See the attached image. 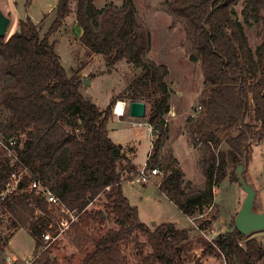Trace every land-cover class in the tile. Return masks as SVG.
I'll return each instance as SVG.
<instances>
[{
  "label": "trees",
  "instance_id": "16d2710c",
  "mask_svg": "<svg viewBox=\"0 0 264 264\" xmlns=\"http://www.w3.org/2000/svg\"><path fill=\"white\" fill-rule=\"evenodd\" d=\"M239 1H167L169 13L186 26L196 52L190 60L200 62L206 85L197 99L198 115L189 127L191 139L202 146L199 163L204 184L190 191L184 189L178 161L158 157L167 135L170 88L165 78L169 70L166 64L143 59L151 47V33L137 20L133 0L101 8L93 0H58L44 36L39 23L28 17L19 20L18 30L9 37H0V77L8 81L1 88L0 103L9 112L6 123H0V138L16 137L17 154L13 164L7 156L0 160V212L9 215L12 230L25 227L34 238L29 264H62L49 248L40 250L49 220L36 214V208L46 212L47 203L28 190L32 179H40L78 216L71 225L72 243L76 247L91 244L78 264H129L120 248L127 241H133L138 252L144 246L150 248L138 254V264H189L186 255L192 249L191 229L177 228L172 222L146 225L123 193L119 164L129 162L107 128L118 98L100 109L84 96L79 71L68 75L55 42L50 41V35L63 25L70 4H75V19L82 30L79 39L89 51L101 54L107 66L126 60L140 69L127 97L130 102L150 103L147 123L154 151L147 164L162 171L158 190L184 215L193 217L213 203V188L230 167L233 174L238 164L247 165L252 145L264 141V41L252 52L245 24L233 15ZM262 6L264 0H248L246 8L264 25V15L259 13ZM20 134L25 135L22 141ZM19 167H25L28 174L22 175L16 191L2 196L10 175ZM130 168L129 172L135 170ZM101 195L103 209L90 210L91 202ZM110 216L116 227L96 236L86 233V225L104 224ZM138 235L145 240L140 241ZM8 239L9 234H0V253ZM201 241L202 256H222L225 264H264L262 242L252 234H241L234 221L229 231L212 242Z\"/></svg>",
  "mask_w": 264,
  "mask_h": 264
},
{
  "label": "rangeland",
  "instance_id": "374dc122",
  "mask_svg": "<svg viewBox=\"0 0 264 264\" xmlns=\"http://www.w3.org/2000/svg\"><path fill=\"white\" fill-rule=\"evenodd\" d=\"M0 0V10L10 17V24L6 31V38L18 30L19 20L30 18L39 23L40 35L44 36L54 19V7L58 0ZM169 0H133L135 15L139 23L147 27L151 33L150 50L144 54L145 61L153 60L166 64L169 74L165 78L170 88V111L165 115L168 135L158 151L159 159L175 158L184 172V189L190 191L203 187L204 177L201 172L200 158L202 146L194 142L189 133V127L196 119L199 112L197 99L205 89L203 75L199 61H191L190 55L196 54L191 46V37L186 30L184 22L173 17L167 7ZM96 7L101 8L108 3L119 7L123 0H93ZM248 0H240L234 7V18L245 24L249 46L255 52L257 46L264 41V25L256 21L254 11L246 8ZM245 11V12H244ZM264 15V6L259 10ZM245 20L247 22L245 23ZM81 28L75 19V4H70V11L64 23L52 35L50 41L56 44V50L68 75L79 71L82 80L81 93L104 109L112 99L116 102L125 101L126 109L121 120L114 116L108 121V136L114 141L126 143L136 140L137 152L134 161L140 165L146 162L147 154L152 144V134L148 124L138 125L136 122H147L150 103L146 104L143 118L130 120L128 105L130 103L127 93L137 79L140 69L133 63L121 60L112 66H107L104 57L89 51L80 41ZM1 61V59H0ZM83 76L90 81L84 84ZM8 81L0 77L1 88ZM114 104V106H115ZM113 106V108H114ZM9 112L0 103V123L8 120ZM167 134V133H166ZM155 138V137H154ZM20 141L25 139L20 134ZM130 149L127 147L125 150ZM6 150L0 146V160L6 156ZM154 148L151 149V154ZM151 158V157H150ZM240 176L231 173L230 167L227 176L213 188L214 198L210 206H204L201 214L193 217L184 215L177 206L158 190L161 175L152 178L149 182L135 183L130 173V166L125 161L120 162L119 169L122 175V189L130 205L137 207L139 220L150 227L164 222H172L177 228H189L190 244L192 249L186 255L189 264H212L209 256H202L203 242L212 240L221 233L231 229L234 218L245 197L239 181L243 177L255 191L253 210L264 211V141L252 145L249 161L243 164ZM161 170V169H160ZM236 171V170H235ZM104 196L96 198L89 205L90 210H100L104 206ZM55 225V224H54ZM52 225V226H54ZM116 227L113 217H109L104 224L90 223L85 226V231L90 236H96L109 228ZM71 226L63 232L48 248L62 264H78L84 253L91 248L90 243L80 244L76 247L72 243L73 233ZM52 233V232H51ZM70 233V234H69ZM0 234H9V239L0 253V264H5L4 257L13 256L21 264L33 259L35 240L25 227L12 230L9 227V215L0 212ZM264 245V229L251 233ZM140 241L145 237L138 235ZM81 243V242H80ZM129 264H138V254L150 251L144 246L138 252L133 241H127L120 246ZM211 257L213 255H210ZM225 264L222 256L214 255ZM216 259V258H215Z\"/></svg>",
  "mask_w": 264,
  "mask_h": 264
},
{
  "label": "built area",
  "instance_id": "2783aa9c",
  "mask_svg": "<svg viewBox=\"0 0 264 264\" xmlns=\"http://www.w3.org/2000/svg\"><path fill=\"white\" fill-rule=\"evenodd\" d=\"M118 103L119 101L116 102L114 110H116ZM122 103L124 110V108L126 107V103L125 101H122ZM123 110L122 112H117V115L119 117L123 116ZM138 124H141V122H138ZM148 126L150 131H152L151 126L149 124ZM15 144L16 137H12L6 141L0 138V146L7 151H5L6 156L9 158L11 164L15 163V161L17 160ZM150 155L151 150L147 154L146 162L135 168V170L130 173V176L135 183L144 184L158 175L162 176V171L158 167L148 166L147 162L149 161ZM23 174H28V171L25 167H19L17 171L12 172L9 177V181L7 182L6 187L2 193V196L16 191L17 184L21 180ZM28 190L30 192H33L34 195L43 198L47 203L46 212H43L39 208H36L35 210L36 214L44 215L49 220V229L45 230L44 233H42L43 246L42 248H40V250H44L48 248L52 243H54L59 235L65 232L74 222H76L78 220V216L73 211L69 210L60 201V199L43 184L40 179H32L28 184ZM30 262L31 261H27V264H29Z\"/></svg>",
  "mask_w": 264,
  "mask_h": 264
},
{
  "label": "water",
  "instance_id": "95a60500",
  "mask_svg": "<svg viewBox=\"0 0 264 264\" xmlns=\"http://www.w3.org/2000/svg\"><path fill=\"white\" fill-rule=\"evenodd\" d=\"M10 24V17L0 10V37L6 35ZM84 84H90V81L83 76ZM146 112L144 101H132L128 105V114L132 118H143ZM243 164H238L235 173L237 176L243 171ZM241 188L245 192V197L234 218L235 228L243 235H249L252 232L264 229V211L256 212L253 210L255 191L243 177L239 178Z\"/></svg>",
  "mask_w": 264,
  "mask_h": 264
},
{
  "label": "crops",
  "instance_id": "0c3cea01",
  "mask_svg": "<svg viewBox=\"0 0 264 264\" xmlns=\"http://www.w3.org/2000/svg\"><path fill=\"white\" fill-rule=\"evenodd\" d=\"M169 70V69H168ZM169 74V73H168ZM119 101V100H118ZM171 107V106H170ZM101 109V108H100ZM115 109V107L113 108V116L116 118V119H119V120H121V118L122 117H124V114H125V109H126V107L124 108V111H123V116H121V117H119L118 115H117V112H116V110H114ZM112 116V117H113ZM125 122H127V123H135V121H132L131 120V117H130V120H124ZM143 123H147V122H141V124H143ZM136 124H138V122H136ZM141 124H138V125H141ZM167 135H168V131H167ZM151 138H152V136H151ZM111 140H112V142L113 143H115V144H118V145H120L121 147H122V149H123V151H124V154H125V157H126V159L128 160V162H129V166H133V169L134 168H137V167H139L140 166V164L139 163H136L135 161H134V157L136 156V152H137V146H136V140L134 141V140H128V142H126V143H122V142H117V141H114L112 138H110ZM127 147H129L130 149H127V150H125ZM151 147H152V144L150 145V150H151ZM149 150V151H150ZM127 172H129V171H125V175H127L128 173ZM123 177H124V175H122ZM123 177H122V179H123ZM216 258V259H215ZM214 258V256H209L208 257V261L209 262H211L212 264H221L220 263V259H218L217 257H215ZM4 262H5V264H21L20 262H18L13 256H6V257H4ZM31 261V260H30ZM224 261V260H223ZM25 264H27V261H26V263ZM65 264V263H64Z\"/></svg>",
  "mask_w": 264,
  "mask_h": 264
},
{
  "label": "bare ground",
  "instance_id": "6f19581e",
  "mask_svg": "<svg viewBox=\"0 0 264 264\" xmlns=\"http://www.w3.org/2000/svg\"><path fill=\"white\" fill-rule=\"evenodd\" d=\"M122 110H123V103L122 101H119L118 106L116 108V112H122Z\"/></svg>",
  "mask_w": 264,
  "mask_h": 264
}]
</instances>
